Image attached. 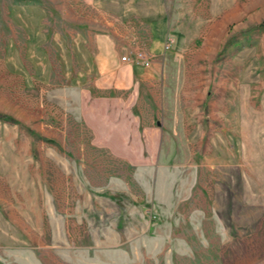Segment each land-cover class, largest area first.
<instances>
[{
  "label": "rangeland",
  "instance_id": "rangeland-1",
  "mask_svg": "<svg viewBox=\"0 0 264 264\" xmlns=\"http://www.w3.org/2000/svg\"><path fill=\"white\" fill-rule=\"evenodd\" d=\"M90 1L0 0V264H264V0H165L120 90Z\"/></svg>",
  "mask_w": 264,
  "mask_h": 264
},
{
  "label": "crops",
  "instance_id": "crops-1",
  "mask_svg": "<svg viewBox=\"0 0 264 264\" xmlns=\"http://www.w3.org/2000/svg\"><path fill=\"white\" fill-rule=\"evenodd\" d=\"M92 6L100 12L99 29L87 28L91 45L86 46L92 63L89 68L98 79L96 84L106 89H132L142 84H155L160 74L159 58L164 55L169 36V20L165 0H91ZM115 21L125 23L124 39L122 29ZM129 22L144 24L146 32L135 28ZM127 38V39H126ZM143 46V48L140 47ZM138 47V48H136ZM140 47V48H139ZM145 52L151 59L147 67L122 61L124 54Z\"/></svg>",
  "mask_w": 264,
  "mask_h": 264
},
{
  "label": "built area",
  "instance_id": "built-area-1",
  "mask_svg": "<svg viewBox=\"0 0 264 264\" xmlns=\"http://www.w3.org/2000/svg\"><path fill=\"white\" fill-rule=\"evenodd\" d=\"M121 59L125 62H132L136 66L147 67L151 64L150 57L143 51H137L132 55L124 54L122 55Z\"/></svg>",
  "mask_w": 264,
  "mask_h": 264
}]
</instances>
